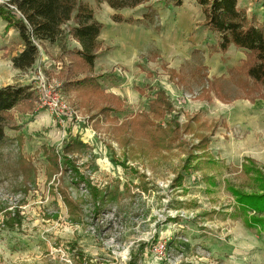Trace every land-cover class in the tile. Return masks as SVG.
I'll return each mask as SVG.
<instances>
[{
	"label": "rangeland",
	"instance_id": "obj_1",
	"mask_svg": "<svg viewBox=\"0 0 264 264\" xmlns=\"http://www.w3.org/2000/svg\"><path fill=\"white\" fill-rule=\"evenodd\" d=\"M81 1L102 25L91 73L104 76L103 90L119 96L123 108L110 117L95 115L86 105L89 99L100 103V97L62 89L78 118L68 125L56 123L38 95L34 114L10 112V141L0 147V264H264V235L246 228L227 187L241 188L251 179L243 171L246 159L245 166L264 167V88H253L247 78L242 89L233 80L232 70L247 60L246 52L234 46L219 51L218 35L205 27L197 0H181L180 6L148 0L135 7V0H111L126 4L117 10L106 0ZM5 2L0 5L12 10ZM238 4L263 24L264 14L258 13L264 0ZM5 26L1 21L0 88L24 85L14 82L11 63L22 46L17 32ZM37 44L34 67L20 71L24 81L32 85L41 69L46 80L63 87L67 52L78 44L65 36L59 43ZM157 90L172 106L162 117L149 115L161 130L125 127L124 120L148 111ZM197 113L201 133L210 134L215 125L207 148L213 162L187 163L191 152L199 154L192 151L198 143L192 132L179 138L163 133L172 120L182 125ZM74 137L86 148L68 158L85 184L69 170L49 171L41 152L50 146L60 155ZM19 156L31 162L34 182L21 177ZM87 183L113 196L97 204ZM8 213L20 216V224L8 225ZM160 244L164 249L158 250Z\"/></svg>",
	"mask_w": 264,
	"mask_h": 264
},
{
	"label": "trees",
	"instance_id": "obj_2",
	"mask_svg": "<svg viewBox=\"0 0 264 264\" xmlns=\"http://www.w3.org/2000/svg\"><path fill=\"white\" fill-rule=\"evenodd\" d=\"M146 1L148 0H135L130 6L135 7ZM172 1L175 6L181 5V0ZM106 2L116 10L126 7L124 2H112L111 0H106ZM5 3L15 8L21 15L19 16L13 9L9 10L5 5H0V19L6 24V31L14 29L22 46V50L11 59L13 68L27 71L34 67L38 49L32 40L38 41L40 45L55 44L61 42L65 36L75 41L78 46L67 52L70 63L67 66L61 89L64 92H76L78 96L100 97L98 99L100 103L94 104L93 99H89L86 105V111L93 110L95 115L110 117V115L122 111V99L103 90L100 79L104 76L91 73L100 49L98 36L102 25L94 19L93 10L89 5L81 0H6ZM197 3L202 9L205 27L211 33L218 35L219 51L224 54L230 46H234L244 50L247 54V60L240 67L232 70L236 74L234 75L236 78L233 80L237 86L247 89L243 84L248 78L253 83V88L257 85L264 88V22H262L263 24L258 23L254 16L249 18L246 10L239 7L238 0H197ZM69 22H72L73 25L65 30L64 27ZM165 95L163 90H157L154 98L148 103V113H141L132 122L124 120L125 127L134 123L140 130L145 129V132H148L146 130L148 127L152 132L161 130L158 123L151 121L149 115L162 117L171 112L172 106ZM94 100L97 101V99ZM252 100L253 98L250 97V101ZM36 102L37 94L31 84L9 85L0 88V147L10 141L5 134L8 119L11 120L10 112L15 110L22 115L34 114L32 111ZM80 102H82L81 99ZM80 104L82 103L78 102L77 107L81 108ZM97 108L98 110H96ZM169 123L167 129L163 130L165 136L173 134V137L179 138V133L192 132L193 137L198 139V143L192 146V151H198L199 154L191 152L187 160L189 156L191 159L188 162L186 160L187 163L197 160L213 162L207 148L215 125L212 126L210 134L201 133L200 129L204 124L199 113L191 116L185 124L181 125L175 119ZM16 130L18 131V128ZM19 136L16 137V140H19ZM83 148L85 149L86 146L80 138L74 137L65 141L60 155L50 146H42L41 152L45 156L49 171L52 170L51 172L55 174H65L69 170L74 173L73 176L79 183L85 184V179L78 172L75 161L68 158V155ZM251 163L253 164V162ZM197 164L196 162L195 165ZM246 164L247 159L243 165V171L251 179L245 181L246 183L243 182L241 188L228 184V191L233 196L238 211L244 216L246 228L254 229L264 235V167L259 168L255 164L248 167L245 166ZM181 170L185 173L188 172V165L183 164ZM19 171L23 179H30L34 182V168L31 162L29 163L22 156H19ZM177 178V181H180L182 175L178 174ZM87 187L91 188L88 183ZM243 188L250 191H245ZM90 191L97 204H99L98 201L103 203L104 200L113 196V193L109 192L103 195L93 188ZM60 193L63 202L69 204L64 192L61 190ZM100 195L104 197L99 198ZM16 215L13 214L11 217V213L7 214L8 225L11 227L20 224L21 217Z\"/></svg>",
	"mask_w": 264,
	"mask_h": 264
},
{
	"label": "built area",
	"instance_id": "obj_3",
	"mask_svg": "<svg viewBox=\"0 0 264 264\" xmlns=\"http://www.w3.org/2000/svg\"><path fill=\"white\" fill-rule=\"evenodd\" d=\"M13 9L19 16H21L15 8ZM32 42L34 45L37 43V41L34 40H32ZM35 46L39 49V44ZM31 83L33 89L37 92L40 107H46L54 116L56 123L68 125L73 119L75 121L78 120L73 110L64 100L61 87L46 80L41 69L35 73V76L33 75ZM162 249H164V244H160L158 247V250Z\"/></svg>",
	"mask_w": 264,
	"mask_h": 264
},
{
	"label": "crops",
	"instance_id": "obj_4",
	"mask_svg": "<svg viewBox=\"0 0 264 264\" xmlns=\"http://www.w3.org/2000/svg\"><path fill=\"white\" fill-rule=\"evenodd\" d=\"M261 11L258 13V14H264V5H263V7H261ZM252 15H255L254 13L252 14ZM251 15V16H252ZM2 20L0 19V22H1ZM102 33V32H101ZM100 33V34H101ZM45 45V44H44ZM47 45V44H46ZM21 50H18V52L17 53H19ZM14 56L16 55V53H14L13 54ZM15 70V72H14V74L16 75V78H14V82L17 84V83H21V84H24V85H27V82L26 81H24V79H23V74H24V72H20L19 70H16V69H14ZM28 71V70H27ZM2 87H5V86H2Z\"/></svg>",
	"mask_w": 264,
	"mask_h": 264
}]
</instances>
